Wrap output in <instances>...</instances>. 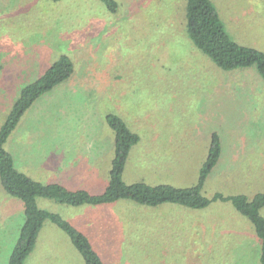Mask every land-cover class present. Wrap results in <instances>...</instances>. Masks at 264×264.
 <instances>
[{"label":"rangeland","instance_id":"1","mask_svg":"<svg viewBox=\"0 0 264 264\" xmlns=\"http://www.w3.org/2000/svg\"><path fill=\"white\" fill-rule=\"evenodd\" d=\"M211 1L236 42L264 51V0ZM117 2L111 13L101 0H0V126L24 83L59 54L74 62L73 74L37 99L7 138L17 169L46 183L52 174L35 167L43 166L44 154L54 158L63 132L72 130L71 142L77 138L75 145L87 148L84 134L98 132L103 154L93 170L96 178L88 182L79 168L64 185L100 193L113 157V149L104 148L112 135L105 115L115 113L140 136L129 152L124 182L193 185L216 131L222 154L203 194L264 192V80L253 68L223 71L193 45L185 0ZM37 204L80 225L105 264H260V246L249 244L241 228L251 223L228 201L188 211L174 203L151 207L127 199L91 207L47 198H37ZM168 208L194 218L182 223L171 216L169 222L172 213L162 211ZM204 214H216L211 219L218 222L203 221ZM22 222V202L0 183V264H7ZM24 264L85 262L69 237L46 220Z\"/></svg>","mask_w":264,"mask_h":264},{"label":"trees","instance_id":"2","mask_svg":"<svg viewBox=\"0 0 264 264\" xmlns=\"http://www.w3.org/2000/svg\"><path fill=\"white\" fill-rule=\"evenodd\" d=\"M101 1L111 13L119 8L117 0ZM185 20L190 41L218 68L223 71L253 68L264 80V51L236 42L226 31L220 13L211 0H185ZM73 71L72 58L59 54L35 79L20 87L0 126V183L7 194L19 199L23 205V222L7 264H24L46 220L69 237L85 264H105L86 234L59 213L41 208L37 198L52 199L71 206L102 205L127 199L151 207L174 203L192 209L205 208L214 201H228L253 226L260 246L259 262L264 264V216L260 213L264 207V192L257 191L248 196L216 191L209 197L202 192L205 180L222 154V141L216 131L210 134L206 157L199 167L196 182L191 186L153 185L143 180L124 182L122 174L129 152L139 142L140 136L115 113L105 115V122L112 130L114 139L113 157L106 185L100 193H92L85 188L70 189L59 182L43 183L17 169L12 154L5 148L7 138L24 112L37 99L66 81Z\"/></svg>","mask_w":264,"mask_h":264},{"label":"crops","instance_id":"3","mask_svg":"<svg viewBox=\"0 0 264 264\" xmlns=\"http://www.w3.org/2000/svg\"><path fill=\"white\" fill-rule=\"evenodd\" d=\"M72 132H73L72 130L68 134H67V132H63L64 134H66V137L63 138L64 140L61 139L60 143L55 146L56 149L54 148V150L56 152L54 151L52 153V155H54V158L51 159V156H50L51 154H49L48 157L44 154L45 163L43 164V166H42V164H39L38 166L35 167V169L37 171H39L40 173L43 172V173H51L52 174V177L50 179H48L46 183L59 182V183L64 185L66 182H69L77 173H80L78 170L79 168L83 169L82 171L85 172L84 175H85V178L87 179L88 182H92L96 178L97 171L95 172L93 170H94V168H96L101 163V160L99 157L103 154V149H102L103 147H102L101 141H100L101 139L98 140L96 138V137L99 138V135L97 134L98 132H95L92 136H90L88 138H86V136L84 134L83 139L89 140L88 148H87V146L80 145L79 143H78V145H75L77 143L76 141L78 140L77 138L75 139L76 140L75 142H71L73 138L70 139V137H72V135L70 137H69V135ZM74 133L75 132H73V134ZM59 134L60 135H57V136H60V138H61L62 133H59ZM75 135L81 137V135H78V134H75ZM172 135H174V134H172ZM90 140L92 143L90 142ZM78 142H82V141L79 140ZM109 147L113 149L112 135H110V137H107V139L104 140V148L107 150V148H109ZM137 149H139V148L137 147ZM111 160H112V158H111ZM25 170L27 173L30 171L32 172L31 169H29V170L25 169ZM108 171H106V169H105V173H104L105 178L108 177ZM55 177H56V181H51ZM248 179L243 180L241 182L248 181ZM255 179H257V176L253 177L251 180H255ZM77 188H85L88 191L93 193V191H91V190H93V188L91 186L88 188H86V187H77ZM241 192H243V191H236L235 194L241 193ZM80 207H91V205H81ZM160 210H161V208H160ZM188 210L189 209L187 208L186 211H188ZM224 210H226L228 212L231 211L228 207L225 208ZM82 211H87V210H82ZM162 211H167V212L172 213V214H169V217L167 216V218H166V219H168L169 222H173V221L169 220V218L171 216H175V220L178 222H182V223L184 222V220H186L188 218H192V219L194 218V213L191 215H188V213L184 209L181 210L179 208L178 209L168 208V209L162 210ZM212 216H216V214H214V215H211V214L205 215L204 214L203 221L217 223L218 217L215 219H211ZM217 216H219V215H217ZM229 216H232V214H230ZM230 224L232 225V222ZM75 226L80 227V225H78V224H75ZM241 228H242V230L245 229L248 231L246 233L249 234V236H248L249 237V239H248L249 244H251L250 240H252V241H255V243L257 245H259V242H258V239L255 235L253 226L251 227V225L244 223V226L242 225ZM169 230H173V229H169ZM213 232H215V231H209V234L213 233ZM18 235H19V232H18ZM170 235H172V234L170 233ZM210 251L211 250L209 248L208 252H210ZM224 252H225V250H224Z\"/></svg>","mask_w":264,"mask_h":264}]
</instances>
